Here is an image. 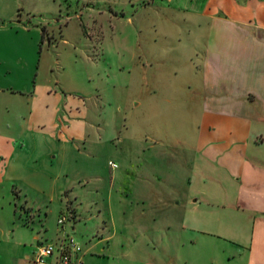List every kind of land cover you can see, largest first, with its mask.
I'll return each mask as SVG.
<instances>
[{
  "label": "rangeland",
  "instance_id": "374dc122",
  "mask_svg": "<svg viewBox=\"0 0 264 264\" xmlns=\"http://www.w3.org/2000/svg\"><path fill=\"white\" fill-rule=\"evenodd\" d=\"M186 12L174 0H0V87L24 89L39 102L56 100L45 109L46 120L61 121L60 103H75L87 124L82 144L74 142L78 152H70L75 162L56 183L69 191L55 193L50 204L48 178L27 187L23 176L0 178L1 251L31 256L38 245H49L33 241L43 226L59 236L50 244L72 240L80 249V240L100 237L104 220L114 233L111 250L119 255L118 244L126 241L115 264H164L172 241L158 219L156 257L144 253L148 215H139L135 191L146 188L147 205V188L156 186L149 173L182 169L175 142L190 136L194 120L185 102L186 59L191 53L196 70L200 42L194 28L200 19ZM260 133L264 138V125ZM256 152L264 155V146ZM138 172L146 175L141 183ZM160 184L172 190L167 180ZM174 186L182 190L181 181ZM11 242L20 247L9 251Z\"/></svg>",
  "mask_w": 264,
  "mask_h": 264
},
{
  "label": "crops",
  "instance_id": "0c3cea01",
  "mask_svg": "<svg viewBox=\"0 0 264 264\" xmlns=\"http://www.w3.org/2000/svg\"><path fill=\"white\" fill-rule=\"evenodd\" d=\"M174 2L200 19L194 27L200 38L193 47L197 69L193 70L191 53L186 59L191 78L185 85V102L194 120L188 123L190 136L175 142L183 156L180 172L152 170L148 178L156 186L147 188L151 194L147 205L141 195L146 188L135 191L142 207L139 215H148L150 236L143 242L144 253L156 257L159 219L172 241L164 264H264V155L256 152L264 146L260 133L264 125V0ZM55 102H39L24 89L0 87V178L23 176L24 187L36 177L48 178L51 187L45 202L49 204L55 193L69 191L56 183L67 176L75 162L70 152H78L74 142L82 144L87 131L82 111L68 101L59 102L61 121L46 120L45 109ZM145 176L138 172L134 177L141 183ZM164 180L171 191H162L160 181ZM180 181L179 191L174 183ZM75 221L73 217L70 223ZM101 225L100 237L80 240V252L72 264H115L123 256L126 241L119 242L118 255L110 249L113 231L104 220ZM109 225L114 230L111 220ZM42 229L44 233L33 238L36 244H50L59 237ZM66 235L62 231L61 236ZM8 246L12 251L20 244ZM178 253H182L180 259ZM0 264L38 263L25 251L17 255L0 250ZM43 264H52V258Z\"/></svg>",
  "mask_w": 264,
  "mask_h": 264
},
{
  "label": "built area",
  "instance_id": "2783aa9c",
  "mask_svg": "<svg viewBox=\"0 0 264 264\" xmlns=\"http://www.w3.org/2000/svg\"><path fill=\"white\" fill-rule=\"evenodd\" d=\"M109 166L115 168L113 164H109ZM64 221L65 217H60L56 223L62 226ZM79 251V247L72 240L59 244L38 245L35 252L32 253V259L38 264H43L46 258H52V264H72V259L74 260Z\"/></svg>",
  "mask_w": 264,
  "mask_h": 264
}]
</instances>
